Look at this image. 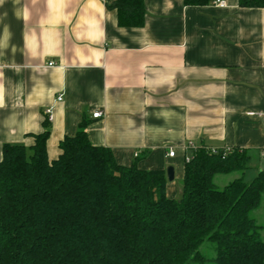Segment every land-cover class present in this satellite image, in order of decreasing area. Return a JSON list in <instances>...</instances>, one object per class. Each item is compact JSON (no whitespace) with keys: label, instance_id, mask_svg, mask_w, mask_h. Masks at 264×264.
<instances>
[{"label":"crops","instance_id":"0c3cea01","mask_svg":"<svg viewBox=\"0 0 264 264\" xmlns=\"http://www.w3.org/2000/svg\"><path fill=\"white\" fill-rule=\"evenodd\" d=\"M114 1L0 0V160L46 124L53 161L86 122L118 165L172 168L176 200L189 143L264 161V8L143 0V24L124 28Z\"/></svg>","mask_w":264,"mask_h":264},{"label":"trees","instance_id":"16d2710c","mask_svg":"<svg viewBox=\"0 0 264 264\" xmlns=\"http://www.w3.org/2000/svg\"><path fill=\"white\" fill-rule=\"evenodd\" d=\"M211 0H183L204 6ZM264 8V0H238ZM124 28L143 24V0H115ZM86 122L59 142L50 161L49 130L33 145H5L0 160V264H264V226L251 217L264 196V167L246 183L253 154L198 148L184 164L178 200L166 197L163 171L118 165L90 144ZM239 174L218 189L214 178Z\"/></svg>","mask_w":264,"mask_h":264},{"label":"rangeland","instance_id":"374dc122","mask_svg":"<svg viewBox=\"0 0 264 264\" xmlns=\"http://www.w3.org/2000/svg\"><path fill=\"white\" fill-rule=\"evenodd\" d=\"M258 163L259 162H257V159L253 155V158H252V160L250 162V167L245 173L244 180H245L246 183H249L250 181H252L253 178L256 176V174L258 173V166H260V168L264 167V161L263 160H261V162L259 164ZM238 175L239 174H237V173L236 174H231V175H220L218 177V179H216L214 181V184H215V186L218 189H221L223 187L222 183H226L227 181L231 182L232 180L237 178ZM251 217L255 220V222L258 225L264 226V196L262 198V202L260 204V207L258 208V210H256L255 212L252 213ZM263 235H264V233H263ZM199 252L207 260V262L204 263V264H212L211 260L215 256L213 245H211L209 243H204L199 248Z\"/></svg>","mask_w":264,"mask_h":264},{"label":"built area","instance_id":"2783aa9c","mask_svg":"<svg viewBox=\"0 0 264 264\" xmlns=\"http://www.w3.org/2000/svg\"><path fill=\"white\" fill-rule=\"evenodd\" d=\"M214 5L215 6H217L218 8H225V4H224V2H222V1H219V0H216L215 1V3H214ZM50 67H52V66H54V64L53 63H50V64H48ZM61 96H59L58 97V99H57V101H61ZM45 115H46V117H47V121L48 122H50L51 120H52V117H51V109H48V110H46L45 111ZM103 112H101V111H97V112H95L92 116H93V118L94 119H100V118H102L103 117ZM250 115H252V114H250ZM196 149H198L195 145H193L192 143H189L188 145H187V147H186V152L188 153V154H186V156H185V158H184V161H185V163H187V162H189V160H190V154L193 152V151H195ZM207 150H209V152L211 153V154H217L220 150H216V149H207ZM224 151V153H227V151L228 150H223ZM174 150L173 149H171V150H169V152H168V156L170 157V158H172L173 156H174ZM262 157H264V155H262Z\"/></svg>","mask_w":264,"mask_h":264},{"label":"water","instance_id":"95a60500","mask_svg":"<svg viewBox=\"0 0 264 264\" xmlns=\"http://www.w3.org/2000/svg\"><path fill=\"white\" fill-rule=\"evenodd\" d=\"M166 178L168 181H172L173 180V169L172 168H168L166 170Z\"/></svg>","mask_w":264,"mask_h":264}]
</instances>
